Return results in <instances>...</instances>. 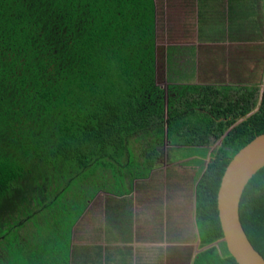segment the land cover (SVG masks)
Returning <instances> with one entry per match:
<instances>
[{
  "label": "trees",
  "instance_id": "obj_1",
  "mask_svg": "<svg viewBox=\"0 0 264 264\" xmlns=\"http://www.w3.org/2000/svg\"><path fill=\"white\" fill-rule=\"evenodd\" d=\"M257 3L191 2L201 41L233 43L234 64L224 63L238 84L218 71L224 52L203 60L214 82L161 87L163 63L175 64L174 48L157 43L156 0H0V264H101L72 239L97 193L128 192L124 181L146 175L164 146L206 154L215 143L195 179L200 251H172L184 264H237L220 241L216 197L230 160L264 133V77L259 95L248 83L260 73H245L244 46H233L259 39L262 48L247 51L264 73ZM239 218L264 259V167L243 191Z\"/></svg>",
  "mask_w": 264,
  "mask_h": 264
},
{
  "label": "rangeland",
  "instance_id": "obj_2",
  "mask_svg": "<svg viewBox=\"0 0 264 264\" xmlns=\"http://www.w3.org/2000/svg\"><path fill=\"white\" fill-rule=\"evenodd\" d=\"M156 2L158 7V34L160 35L157 43L158 46H161L162 48L167 49L169 46L174 48L173 60L175 64L174 66H171V68L173 67L171 71L168 69V66L164 68L166 62L163 63V67L158 76V84L161 87H165L168 83L172 82H186L192 84L207 83L211 79H209V74L206 68L207 66H210L211 63L205 62L203 60H205L206 57H214L219 55L223 57L224 52L226 53V56L221 60L223 63H219L223 64L224 67L218 65V71L221 75L226 77V79L223 80L224 84H238L234 76L233 79H230L228 75L230 68L224 63V59L230 57L232 60L229 62L234 64L236 56H230L228 54L229 48L233 43L201 41L198 38L196 23L197 16L195 13H193L194 10L191 8L192 0H156ZM248 2L246 3L248 4ZM257 2V12L260 18L262 12V3L261 0H257ZM247 9L248 7L245 5L243 10L246 11ZM259 23H261V18L259 19ZM242 25L244 30L247 32L250 28V24L243 22ZM167 33H169V35H167ZM233 46L238 48L239 46H244L243 52L246 53L245 73H247L248 70L250 72L251 70H256V73L261 74L259 67H257V65V68L254 66V53L251 50L247 51V49L250 47L252 49L262 48V42H260L258 39L257 42L253 40L244 43H234ZM241 47L239 49H241ZM245 53H243L242 57H244ZM257 54L259 57L262 56V58L264 56L263 50L262 52L259 50ZM248 58H251L252 62L249 61ZM236 65L238 67V64ZM242 66H244L243 63ZM232 68H234V66ZM237 73H239V71H237ZM260 74L258 80L253 79L249 83L246 82L248 84L257 86L260 89L259 95H261L264 77L263 72L261 75ZM230 80L232 81L230 82ZM210 82L212 83L214 81ZM215 144L217 145V143ZM215 144L208 148V152H211L213 149H215ZM161 154L159 159L155 161L154 165H148V168L152 169L148 175V179H150L151 182L149 183L150 186H147L145 191L157 188L158 193H155V197L149 202V209L151 211L150 215H142V217L145 220L144 223L147 224V227H150V231L155 230L156 225L160 220L161 225L158 232L159 236H161L163 238L162 240L164 241L179 242L180 239L186 241L193 237L191 241L189 240L192 243H190V245L189 243H186L184 246H182V249H185L186 252V248H189L188 250H192V254L194 255L200 251L197 249V239L195 236V226L192 215L194 202L193 188L195 186L194 176L197 170H199L196 167L202 163L198 158H202V156H204L205 150L202 148L188 147L175 149L164 146L163 152H161ZM191 156H195L197 158H193L190 161H176L179 158ZM204 161L206 162L207 159H204ZM156 166L158 168L154 170ZM73 183L74 185L78 184V182ZM95 197V199L90 201V205L87 209L89 215L85 216L81 221V229L79 231L80 233L76 232L75 237L79 238L78 242L82 245H93L96 243L101 244L104 246V251L107 252V249L112 250L114 246L106 243L104 235L101 234V229L99 230L98 222L103 220L102 211L104 210V204L108 201L109 195L99 192ZM161 209H166L168 211V221L163 219ZM106 212L108 214L107 218L113 216L114 220L117 221L111 208H107ZM180 227H186L187 231H190L188 229L192 228L193 234L183 232ZM177 231H182L180 239L175 238ZM102 233L105 234V229H103ZM138 235L143 239V237H147V232L141 231L138 233ZM218 243L219 242H216L214 245H218ZM175 245H168L167 243H162L161 245H145L151 249L150 251L147 250V247L146 249L140 247L149 253L144 256L145 261L141 262V259L138 261L140 264H184V256H181L180 260L174 261L176 254L172 251V248H174ZM176 247L181 249V246L179 245H176ZM154 249L158 250V262H156L157 259L152 254V250ZM82 252H87V249L84 248ZM173 254H175V256ZM154 255L156 254L154 253ZM73 264L78 263L73 261ZM81 264L88 263L82 262ZM134 264H138V262H135Z\"/></svg>",
  "mask_w": 264,
  "mask_h": 264
},
{
  "label": "crops",
  "instance_id": "obj_3",
  "mask_svg": "<svg viewBox=\"0 0 264 264\" xmlns=\"http://www.w3.org/2000/svg\"><path fill=\"white\" fill-rule=\"evenodd\" d=\"M211 152H206L204 154L205 156H202V158H198L201 160L203 165H199L196 167L197 172L194 176V182L195 186L193 188V209H192V215L194 220V226H195V236L197 239V249L199 246V236L195 225V215H194V209H195V187H196V177L199 174L198 177L203 172V168L206 166L207 162L209 161V155ZM193 158H197L195 156L191 157H185V158H179L176 161H190ZM204 159H207L205 162ZM142 167V166H139ZM202 168L200 170V168ZM158 168L157 166L154 168V170ZM152 169H150L151 171ZM150 171L144 175L143 177H137L136 179L131 181V184L124 181L122 184L123 187H127L128 192L123 193V195H118L117 197L108 194L109 198H116L115 202L110 205L109 208L113 210V214L115 215L114 220L113 216H110L109 218L105 219L106 209L102 211L103 213V220L98 222L99 230L101 229V234L104 235L105 241L107 244H110L111 246H114L112 250L107 249V252L104 251V246L101 244H93V245H82L79 244V238L75 237V234L73 233V243L75 245H78L79 247H83L87 249V252H83L80 255H85V257H89L90 260L94 261L97 258L101 260V264H134L135 262L141 259V262L145 261L144 256H146L147 253L144 249L150 251L151 249L148 246L145 245H161L162 243L173 244V245H179L181 246V250L183 252L182 246H184L186 243H192L190 242L192 238L189 240H181V233L182 231H177V234L175 235V238L180 239V243L177 241H164L163 238L159 236V227H160V220L158 224L156 225V228L154 231H150V227H147V224H145V220L143 219L142 215L148 216L150 215L151 211L149 209V202L152 200L155 196V193H158L157 188H153L152 190H146L147 186H150L149 183L151 182L150 179H148V175ZM108 198V199H109ZM89 207V206H88ZM105 207V206H104ZM161 208V205H160ZM162 210V217L164 220H169V214H167L166 209ZM86 213V212H85ZM84 213V214H85ZM82 221V220H81ZM81 223H78V228L76 232L80 233V227ZM181 228V227H180ZM98 229V226H97ZM103 229H105V234L102 233ZM183 232L186 233H192V228H189L187 231L186 227L181 228ZM143 231L147 232V237L140 238L138 233ZM194 236V235H193ZM176 245L174 248H176ZM143 247L144 249L140 248ZM178 248V247H177ZM90 249V250H89ZM81 251V250H80ZM79 251V253H80ZM185 251V250H184ZM154 253L156 255H154ZM160 253V252H159ZM181 253V252H180ZM184 253V252H183ZM152 254L154 257H156V262H158V250H152ZM176 254V252H175ZM175 254H173L175 256ZM79 259V258H78ZM80 260V259H79ZM174 261H177V257H175Z\"/></svg>",
  "mask_w": 264,
  "mask_h": 264
},
{
  "label": "water",
  "instance_id": "obj_4",
  "mask_svg": "<svg viewBox=\"0 0 264 264\" xmlns=\"http://www.w3.org/2000/svg\"><path fill=\"white\" fill-rule=\"evenodd\" d=\"M264 167V133L242 147L230 160L217 191L216 205L227 252L237 264H264L240 222L239 205L249 180Z\"/></svg>",
  "mask_w": 264,
  "mask_h": 264
}]
</instances>
